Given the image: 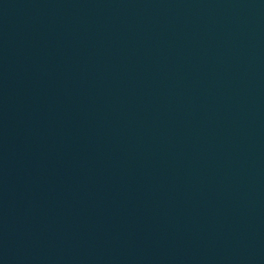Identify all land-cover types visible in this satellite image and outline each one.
Here are the masks:
<instances>
[{
	"label": "water",
	"instance_id": "1",
	"mask_svg": "<svg viewBox=\"0 0 264 264\" xmlns=\"http://www.w3.org/2000/svg\"><path fill=\"white\" fill-rule=\"evenodd\" d=\"M0 264H264V0H0Z\"/></svg>",
	"mask_w": 264,
	"mask_h": 264
}]
</instances>
